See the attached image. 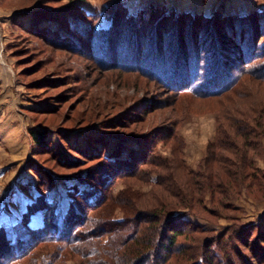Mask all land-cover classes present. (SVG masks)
Listing matches in <instances>:
<instances>
[{
	"label": "rangeland",
	"instance_id": "obj_1",
	"mask_svg": "<svg viewBox=\"0 0 264 264\" xmlns=\"http://www.w3.org/2000/svg\"><path fill=\"white\" fill-rule=\"evenodd\" d=\"M191 16L195 23L205 21L198 26L199 51L206 45L216 49L220 42L212 19L263 21L264 0H0V226L13 228L42 195L58 214L67 212L73 186L81 189L79 177L102 155L127 163L132 156L153 153L167 159L168 166L150 168L169 174L171 186L183 185L191 196L156 184L155 173L116 180L114 193L132 184L140 209L181 216L177 221L193 227L179 238L187 253L204 256L209 242L224 236L231 238L227 250L212 245L218 262L224 257L230 264H264V126L251 137L253 149L245 146L232 121L243 110L251 113L255 127L262 121L255 120L258 113L251 108L259 96L264 109V80L253 71L232 91L197 97L147 75L132 46L135 37L144 43L139 31L148 21V35L159 34L157 42L174 41ZM259 39L262 50L264 36ZM226 44L230 51L255 56L246 53L251 49L246 43ZM43 130L40 143L34 132ZM216 155L224 158L221 163ZM243 157L253 160L240 163ZM207 170L221 173L220 187H209ZM241 170L254 176L244 178ZM92 175L97 180L98 172ZM116 211L123 216L120 207ZM43 217L39 209L32 225L41 226ZM185 259L171 262L194 264ZM64 264H81V258L69 256Z\"/></svg>",
	"mask_w": 264,
	"mask_h": 264
},
{
	"label": "trees",
	"instance_id": "obj_2",
	"mask_svg": "<svg viewBox=\"0 0 264 264\" xmlns=\"http://www.w3.org/2000/svg\"><path fill=\"white\" fill-rule=\"evenodd\" d=\"M189 18L192 20H184L183 27L178 29L174 41L161 38L157 42L156 40L160 38L159 34L155 38L148 35L151 28L150 21L139 31L145 39L144 43L137 37L133 41L130 40L136 49L137 60H143L140 63H143L142 69L147 75L156 77V80L163 82L169 88L192 93L197 97L223 95L232 91L247 73L253 71L264 80V45L261 46L262 50L258 47V42L262 40L259 36H264V20L254 22L249 16L242 18L231 16L226 19L216 16L211 22L215 24V36L220 38H218L220 43L215 45L216 49L208 48L206 45L200 52L196 39L200 35L198 30L205 21L203 18L195 23L194 16ZM255 32L261 35L255 36L253 34ZM168 33L174 35L172 30ZM249 34L252 35L247 39ZM229 41L241 47H244L242 45L246 43V48H251L246 53L255 52V56L245 57V53L239 54L241 50L234 52L228 50L225 45H228L226 42ZM169 43L174 45L173 51L168 49ZM189 43L193 44L190 48H188ZM106 47L114 51L115 45L109 44ZM193 47L195 49L192 54ZM77 48L80 49L79 46ZM205 60L207 63L204 65ZM114 64L120 67L117 62ZM205 93L209 95H200ZM252 106L251 109L258 113L255 120H262L256 127L249 119L251 116L249 111L243 110L242 117H233L232 121L237 135L245 138V146L248 145L254 149L255 144L252 147L251 137L253 134L256 136L258 127L264 126L263 102L259 96ZM34 135L38 142L43 143L46 132L45 130L37 131ZM241 151L243 152V149H239V152ZM97 158V156L91 157L93 160ZM99 158L102 161L94 164L88 170L89 172L79 177L81 189L79 184L73 186L75 195L67 212L58 214L55 207L42 195L27 206L21 219L12 225L13 228L7 229L5 226H0V264H14L19 260L24 262L27 260L25 264H64L69 256L80 257L81 264H172L171 261L175 257L191 259L194 264H230L224 257L218 262L219 259L217 260L216 251L212 249V245L216 243L217 247L220 245L227 250V247L231 246V238L225 240L224 236H221L219 237L221 240L216 238L213 240L214 243L209 242L204 256L201 251L199 254L194 251L187 253L188 249L184 251L187 245L180 242L179 238L193 227L188 223L177 221L181 216L176 217L174 213L160 212L156 208L140 209V204L133 195L135 192L132 184L114 193L116 180L121 181L122 178L128 177L144 179L153 173L156 176V184L171 186L172 177L169 174L150 168L151 166L166 168L167 159L153 153L149 156H132L127 163L120 158L119 160H113L108 156L105 158L104 155ZM216 158L215 160L219 163L224 159L217 155ZM252 160L251 157H243L239 162L247 161L250 164ZM94 171L98 172V175H95L97 180L93 179ZM207 172L204 177L209 187H220L223 184L221 173L215 175L209 170ZM238 174L244 178L254 176L245 170L239 171ZM182 186L178 188V185L174 184L171 187L176 194L187 192L191 196L192 192L189 188L182 189ZM214 193H218L216 189ZM221 194L228 197L226 191ZM116 207H120L123 211L122 217H117ZM39 209L44 210L42 224L34 226L31 223L32 215ZM218 248L220 252L221 248Z\"/></svg>",
	"mask_w": 264,
	"mask_h": 264
}]
</instances>
